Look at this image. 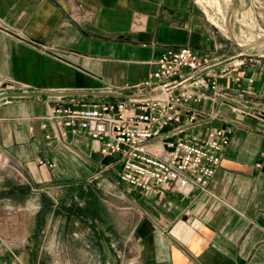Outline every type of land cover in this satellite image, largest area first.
I'll return each instance as SVG.
<instances>
[{"label":"crops","instance_id":"0c3cea01","mask_svg":"<svg viewBox=\"0 0 264 264\" xmlns=\"http://www.w3.org/2000/svg\"><path fill=\"white\" fill-rule=\"evenodd\" d=\"M226 27L209 20L198 0H0V171L5 165L16 170L23 190L67 194L61 205L68 216L57 220L54 238L62 221L82 229L90 264H264V119L236 116L232 106L244 93L193 130L237 120L202 193L123 185L120 167H106L113 159L99 153L100 142L73 129L60 132L47 120L57 104L125 94L155 69L168 46L224 52L222 33L232 32ZM251 74L258 93L252 100L261 110L260 64ZM246 85L244 78L240 87ZM9 188L0 177V199ZM0 241L1 250L11 245L1 235ZM11 247L22 264H41V250Z\"/></svg>","mask_w":264,"mask_h":264},{"label":"built area","instance_id":"2783aa9c","mask_svg":"<svg viewBox=\"0 0 264 264\" xmlns=\"http://www.w3.org/2000/svg\"><path fill=\"white\" fill-rule=\"evenodd\" d=\"M227 62L224 66L222 57L189 45L168 46L156 58L155 69L125 94L93 104H57L47 120L60 132L73 129L100 142L99 153L113 159L106 167H120L118 181L123 185L143 192H206L237 120L228 118L224 126L195 133L203 116L219 117L217 108L238 92L246 98L232 106L236 116L264 119V103L258 110L252 100L258 96L256 77L246 75L256 64L264 71V57L240 52ZM222 78L229 83L222 85ZM244 78L247 85L242 88ZM205 104L212 107L210 112ZM0 264L22 263L7 246L0 249Z\"/></svg>","mask_w":264,"mask_h":264},{"label":"rangeland","instance_id":"374dc122","mask_svg":"<svg viewBox=\"0 0 264 264\" xmlns=\"http://www.w3.org/2000/svg\"><path fill=\"white\" fill-rule=\"evenodd\" d=\"M198 2L204 8L208 19L219 27L225 30L226 26L231 24L232 32L222 33L224 52L215 56L222 57L223 61L240 52L264 57L262 0H198ZM0 177H4V185H10V188L5 190V197L0 199V235L3 240L13 246L24 244L27 249H34L33 253L41 250L43 254L41 264L92 262L84 252L86 240L82 236V229H75L76 226L68 224V221L65 223L62 221L60 237L54 238V234L58 233L57 220L68 216L65 205H61V202L65 203L68 200L67 194L59 193L50 197L46 192L48 189L40 191L36 186H33L30 192L23 190L26 185L22 184L24 183L22 176L6 165L3 166L2 172L0 171ZM107 198L110 200L109 195ZM57 202L59 208L55 209ZM91 210L92 213H99L97 207L92 206ZM103 213H108L105 208ZM13 251L15 255L18 254L16 249Z\"/></svg>","mask_w":264,"mask_h":264},{"label":"water","instance_id":"95a60500","mask_svg":"<svg viewBox=\"0 0 264 264\" xmlns=\"http://www.w3.org/2000/svg\"><path fill=\"white\" fill-rule=\"evenodd\" d=\"M262 5H263V8H264V0H262Z\"/></svg>","mask_w":264,"mask_h":264}]
</instances>
